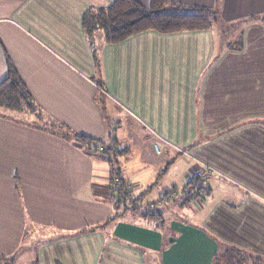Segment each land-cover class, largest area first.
Segmentation results:
<instances>
[{"label":"crops","instance_id":"1","mask_svg":"<svg viewBox=\"0 0 264 264\" xmlns=\"http://www.w3.org/2000/svg\"><path fill=\"white\" fill-rule=\"evenodd\" d=\"M113 1L0 0V81L8 57L40 111L0 108V264H17L23 241L30 264H227L233 248L264 260V0H170L219 20L116 44L96 31L90 44L82 16ZM132 129L146 139L138 158L153 163L126 178L119 169L132 197L170 173L172 151L192 163L184 176L214 170L181 201L175 185L158 188L166 202L197 203L196 221H165L157 207L154 219L110 221L106 154L76 135L119 168Z\"/></svg>","mask_w":264,"mask_h":264},{"label":"trees","instance_id":"2","mask_svg":"<svg viewBox=\"0 0 264 264\" xmlns=\"http://www.w3.org/2000/svg\"><path fill=\"white\" fill-rule=\"evenodd\" d=\"M218 20L219 15L212 9L209 10L204 7L182 8L180 5L171 3L170 0H150L149 7L142 6L136 0H114L109 7L99 10L91 9L81 18L83 30L92 45L93 34L96 31L101 32L103 41L106 43L116 44L128 36L144 30L153 29L164 34L208 29ZM6 72V78L0 81V108L10 112H26L33 114L35 118H39L38 107L35 106L27 86L22 82L18 71L8 57H6ZM76 140L88 152L92 144L97 145L98 143L94 139L81 135H76ZM109 149L113 150L112 148ZM104 151L107 154L106 161L110 166L108 187L110 188L109 198L114 210L110 221L125 213H140L143 218H156L157 209L153 210L147 206L148 204H142L144 193L147 191L132 197L127 182L119 174V168L115 167V162L108 156V151L106 149ZM114 154L120 155L121 153L113 152L111 155ZM116 177L117 182H114ZM203 179L206 178L196 179L193 183L186 184L185 188L190 190ZM201 189L202 187L199 188V190ZM230 252L226 258L227 264H245L247 262L264 264L263 259L252 254H244L239 249L233 248Z\"/></svg>","mask_w":264,"mask_h":264},{"label":"rangeland","instance_id":"3","mask_svg":"<svg viewBox=\"0 0 264 264\" xmlns=\"http://www.w3.org/2000/svg\"><path fill=\"white\" fill-rule=\"evenodd\" d=\"M263 22H264V20H263ZM118 136L121 137V132L118 133ZM125 138L127 140V143H126L128 145L127 148L130 150V152L127 156V160L121 158V164L119 166V169H120L121 173L122 172L124 173L123 176L126 178V176H125L126 174L134 176L138 172H140V173L146 172V170H148L149 167H151L153 165V163H152V161H149L148 159L144 158V160H141L138 158V156L140 154H142L144 151L143 150L144 142L146 140L142 136V134H140V133L136 132L134 129H132V132H130L129 135H126ZM89 152L92 154H97L99 152L102 155H105L103 145L99 146L98 144L97 145L92 144L90 146ZM162 158L166 160V162L163 165V168L165 169L171 160L173 169H171L170 173L167 175L166 174L163 175V173H162L161 175H158V177L156 176L157 177L156 178L157 183L154 184L155 188L152 190H147V192L144 193V196H143L144 199L142 201V204H144V205L148 204L147 206H149V208H151L153 210H156V208L153 205H152V207H150L148 202H150V201L157 202L160 198H162V196H159L160 193H157L158 188L161 185H164V184L168 185L169 189L175 185L176 190H177L176 191L177 194L175 195V197L177 196L176 199L178 198L179 201L182 200L180 198V197H182L181 191H182V188L186 186V183H185L186 176H184L186 171H185L184 167L186 165H188L189 167L192 166L191 162L189 164H187L188 159H186V157L183 156L182 153L180 154V153H176V152L172 151V152H170L169 157H167V155L164 154L162 156ZM97 164H98L97 169H99L100 166L103 167L105 163L100 161ZM158 174H159V172H158ZM206 181H208V179H206L204 181V183H206ZM114 182H117V177L114 179ZM108 188L109 187H108V182H107V189ZM109 190H110V188L108 189V193L110 196ZM213 194H214V199H217V197H218L217 192L214 191ZM173 204L174 203L172 201L166 202L163 200V202H159L156 205L158 210H162V215H163V218L165 221L171 220L172 217H174V219L179 218V219H183V220L188 219V220L196 221L197 218L200 217L199 210L196 207L197 203L190 202L187 205L185 204L183 207L182 206L180 207V205H175V204L173 205ZM137 216H138V214H136L135 216L128 214V215H126L125 218L137 219ZM27 244L25 241H23L21 247L18 249L19 256L17 257V262H16L17 264H30V262H32V259L34 262V258H33L34 255L32 254L34 250L31 249L30 245H28L29 246V248H28ZM21 259H24L23 262L21 261Z\"/></svg>","mask_w":264,"mask_h":264},{"label":"built area","instance_id":"4","mask_svg":"<svg viewBox=\"0 0 264 264\" xmlns=\"http://www.w3.org/2000/svg\"><path fill=\"white\" fill-rule=\"evenodd\" d=\"M152 147H153L156 154L161 153L162 148H161V145L158 141H154L152 144ZM213 174H214V170H212L211 167H209L208 165H205V166L202 165V166L194 168L192 172H190L188 175H186L185 183L190 184V183H193L194 180H196V179L206 178V177L211 176ZM163 200H164L163 198H160L157 202H154L153 204H151L150 207H152V205L154 207H156V205L159 202H162Z\"/></svg>","mask_w":264,"mask_h":264}]
</instances>
